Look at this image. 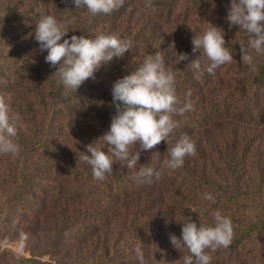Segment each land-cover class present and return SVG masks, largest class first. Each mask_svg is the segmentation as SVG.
Instances as JSON below:
<instances>
[{
    "label": "trees",
    "instance_id": "16d2710c",
    "mask_svg": "<svg viewBox=\"0 0 264 264\" xmlns=\"http://www.w3.org/2000/svg\"><path fill=\"white\" fill-rule=\"evenodd\" d=\"M52 1L53 16L69 29L60 42L72 35L94 37L98 33L131 40L126 36V10L122 8L92 15L86 8H76L72 0ZM50 2L11 0L0 8V44L5 48L0 53V94L8 98L12 112L21 118L16 137L21 149L18 156L0 154V242L19 243L24 233V249L30 254L23 257L5 249L0 253V264H114L109 244L108 250L96 257L80 256L79 252L99 229L114 221L116 206L124 207L125 201L132 207L118 231L130 241L119 255L138 261L130 264H140L137 248L144 254V264H183V257L190 253L187 248L176 250L170 234L179 237L181 222L189 216L198 226L214 225L215 210L226 211L234 236L228 248L206 250L212 257L211 264H264L263 169L256 161L253 192L244 190L246 185L241 180L248 154L246 143L221 164L228 180H213L203 169L189 165L187 158L177 174L168 179L152 178L149 183L134 178L140 167L162 168V150L167 147L164 141L151 150L133 146V153L140 151L136 169L128 170L114 161L113 171L105 180H94L91 167L80 162V152L86 153V145L110 129L116 115L111 94L114 82L134 71L148 54L145 45L136 48L132 41L131 50L101 67L94 80L85 81L77 92L66 90L59 77L51 76L56 69L45 62L47 51L41 53L35 40L36 24L41 15L48 14L35 8H49ZM230 4L231 0H152L155 10L145 7L158 26L166 27L183 46L189 61L194 58L193 36L202 35L211 26L223 30L234 59L217 68L214 75L206 71L200 75L187 67L189 61L172 65L175 57L162 52L175 71L178 98H189L194 105V111L174 115L180 126L170 134L172 143L184 134L192 138L196 132L226 122L264 126V54L256 53L249 45L251 37L227 21ZM231 33L234 38L228 39ZM241 44L253 57L251 65L241 60ZM203 63H209L206 57H202ZM96 144L107 151L102 139ZM166 182L180 191L169 207L161 209L152 191ZM207 195L213 199H206ZM154 207V214L147 219L140 217L141 210ZM186 208V214L175 217L176 211ZM36 234L38 244L45 243L41 254L35 251L36 244H31ZM43 256L47 260L43 261Z\"/></svg>",
    "mask_w": 264,
    "mask_h": 264
},
{
    "label": "clouds",
    "instance_id": "9594fccd",
    "mask_svg": "<svg viewBox=\"0 0 264 264\" xmlns=\"http://www.w3.org/2000/svg\"><path fill=\"white\" fill-rule=\"evenodd\" d=\"M67 2V0H66ZM76 8H86L92 15L110 14L123 7L125 0H72ZM146 8L155 9L152 0H146ZM230 25L239 26L251 39L250 47L258 54H264V0H231L226 17ZM69 29L59 23L52 15H41L35 26V40L41 53L47 51L45 62L55 68L51 76L59 77V83L66 90L77 92L88 79H95V73L114 58H122L131 50L132 41L122 40L115 34L98 33L94 37L72 35L63 39ZM193 59L189 54L180 53L177 63L189 61L187 67L203 75H210L226 63L233 62V56L226 47L224 32L211 26L202 35H194L192 40ZM241 60L249 65L253 57L241 44ZM199 53V55H195ZM202 57L209 63L202 64ZM176 75L174 69L165 61L161 51L147 55L143 62L130 74L116 80L112 86V104L116 115L111 119L110 129L98 140H103L107 151L97 146L96 141L86 145L87 152H80V162L91 167L94 180L103 181L113 171L114 161L121 162L128 170L136 169L140 151H131L139 145L141 150H151L162 141L167 143V158L163 168L140 167L134 172V178L151 183L152 178L159 181L167 170L171 175L183 167L185 158L196 153L195 141L184 134L174 143L169 139L174 129L180 126L174 115H183L194 111L189 98L181 101L176 94ZM191 93H188L190 97ZM13 113L10 102L0 94V154L18 156L20 145L16 142L20 120ZM212 200L211 195L205 197ZM214 225L199 223L185 217L181 235L170 234V242L181 251L187 248L190 255L183 257V264H211L212 257L206 252L210 249L228 248L232 243L234 230L231 218L219 210L212 212ZM27 236L19 237V250H23ZM140 264H144V254L136 249Z\"/></svg>",
    "mask_w": 264,
    "mask_h": 264
},
{
    "label": "rangeland",
    "instance_id": "374dc122",
    "mask_svg": "<svg viewBox=\"0 0 264 264\" xmlns=\"http://www.w3.org/2000/svg\"><path fill=\"white\" fill-rule=\"evenodd\" d=\"M9 1L11 0H0V8L6 5ZM33 1H36V3H48L51 0ZM144 1L145 0H125L123 7H121L122 10H126L123 20V25L127 30L126 36H129L131 41H134L133 44L136 46V48H140L142 44L145 45L143 48L148 55L149 53L155 54L156 51H161L168 54L169 57H173V59L175 57L174 64L171 62L172 65L183 63L184 61L177 63V56L180 53H185V51L182 50L183 46H180V43L176 42V40L171 36L172 33H169V30L166 27L164 28V26H158L157 21L149 15L142 4ZM33 5L35 4H32L31 8ZM39 5L40 4L37 6L39 7ZM35 11H44L43 13H48L53 16L55 11L53 8V1L50 2L49 8L39 7V9L35 8ZM0 31H3V27L0 29ZM233 36L234 34L231 33L228 39L234 38ZM178 39L180 40V37H178ZM4 49V45L0 44V53ZM199 93L202 94V92ZM192 139L196 143V153L193 156L186 157L189 165L203 169L213 180L223 181L229 179L221 164L223 160L232 158L239 145L246 143L248 145V154L246 156L245 174L241 180V182L243 181L245 183L246 187L243 189H248V192L250 193L253 192V183L256 184L257 181V177L254 172L258 167V163L256 161L260 163L259 168L263 169L260 179L264 181V126H249L236 122H226L218 124L214 127L206 128L200 132H196ZM65 151L67 153L69 149H66ZM166 151L167 147H164L162 150L163 161L167 158ZM173 174L176 175L177 170L171 175H169L167 170H165L162 177L168 179L169 176L173 177ZM175 187L176 186L169 185L168 182H166V184H158L153 189L152 198H159V204L157 205H160L159 207L161 209L169 207L172 203V199H174L179 193L180 190H176ZM262 188L264 193V184ZM120 205H117L115 208L116 214L114 215V221L109 223L106 227L99 229L96 235L83 245L81 251L79 252L80 256L92 255L96 257L101 255L100 253H105L108 250V248H106V244H109V246L113 248L114 257L111 258L114 261V264H130L133 262H138L128 260L127 258L119 255L123 247L129 244L128 242L130 240L125 234L118 231V227L123 222V219H125L126 213L131 209L132 204L131 202L125 201L123 203L124 207H120ZM190 210L192 212L194 211V209ZM154 211L155 207L151 210H141L140 217L147 219L149 215L154 214ZM188 211L189 208L179 212L176 211L177 214L175 217L184 215ZM220 212L227 216L226 211ZM25 225L26 224H24L22 228H24ZM37 235L39 234H36V236L32 237L33 242H31V244L32 246L36 244L34 249L38 254H41L45 251V243L41 241V243L38 244L39 237H37ZM26 247H29V245H26ZM5 249L15 255H20L23 257L30 256L29 252L25 249L22 251L19 250V243L17 242L4 243L1 241L0 253ZM37 253L34 252L36 255ZM42 260H47V256H43Z\"/></svg>",
    "mask_w": 264,
    "mask_h": 264
}]
</instances>
